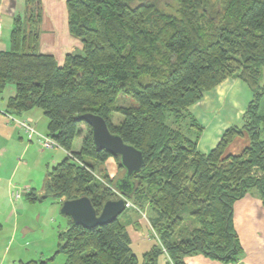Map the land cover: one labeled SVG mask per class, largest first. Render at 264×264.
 Instances as JSON below:
<instances>
[{
  "label": "trees",
  "instance_id": "16d2710c",
  "mask_svg": "<svg viewBox=\"0 0 264 264\" xmlns=\"http://www.w3.org/2000/svg\"><path fill=\"white\" fill-rule=\"evenodd\" d=\"M180 1L178 16L155 19L149 3L67 0L68 27L80 38L83 52L68 53L59 65L53 54L37 51L41 6L28 0L27 21L15 16L10 49H0V92L10 84L17 92L6 113L41 109L47 133L72 154L48 170L44 196L24 193L29 201L52 198L62 205L87 196L99 213L106 201L122 194L116 187L125 173L120 158L97 150L91 127L77 121L78 114L102 116L112 133L144 156L142 169L130 177L131 190L123 194L133 205L129 208L152 212L157 242L139 258L131 246L129 222L120 216L92 229L66 217L57 251L66 255V264H187L185 257L196 253L234 264L243 255L234 203L253 189L264 203V114L259 112L264 0H218L223 9L215 15L204 0ZM227 78L241 79L253 93L245 124L228 128L214 149L202 153L203 127L189 108ZM120 94L137 104L119 105ZM113 112L123 117L118 124ZM81 125L88 129L85 136ZM244 129L251 144L239 155L224 156ZM78 136L82 146L73 151ZM110 157L122 176L100 175L87 161ZM185 221L191 224L186 234ZM2 229L0 222V233Z\"/></svg>",
  "mask_w": 264,
  "mask_h": 264
},
{
  "label": "crops",
  "instance_id": "0c3cea01",
  "mask_svg": "<svg viewBox=\"0 0 264 264\" xmlns=\"http://www.w3.org/2000/svg\"><path fill=\"white\" fill-rule=\"evenodd\" d=\"M27 2L28 0H0L2 28L4 20L13 24L15 16L25 9ZM66 2L67 0H36V4H40L41 8L49 10V18L53 22L48 21L49 24H46L47 21L41 22L39 18L35 24L39 32L38 51L53 54L59 65L64 64L68 53H76L83 48L81 40L70 33ZM1 42L2 36L0 44ZM240 90L243 91V96L240 95ZM16 93L14 85H8L0 92V216L3 217V221L0 220V222L12 226L8 243L17 239L20 231L17 227L19 210L26 209L29 203L35 205L40 203L39 207H44L45 212L49 214L61 208L60 202L52 198L34 203L28 199L25 202L20 200L16 202L12 200L11 192L14 189L27 188L42 197L48 170L67 157V151L64 148L46 150L31 141L28 135L6 116L8 102L10 98L16 96ZM252 99L251 89L239 78H227L213 90L205 92L203 98L189 108L191 114L203 127L198 149L202 153H208L218 145L228 128L232 126L243 128L244 114ZM17 117L30 120L40 132L48 134V119L41 110H30ZM250 144V135L244 129L242 134L236 136L227 146L224 156L239 155ZM81 146L82 141L79 149L72 147V150L79 151ZM103 164H106L105 170L111 178L121 174L113 157ZM48 201H50L49 204H47ZM131 209L133 214L125 218L129 222L127 230L131 237L132 249L141 258L143 253L157 242L156 234L148 218L152 212L149 208L144 211H138L134 207ZM233 211L234 227L243 248L240 261L234 264H264V203L260 193L254 190L249 191L234 203ZM39 214L42 216V213ZM8 251L10 250L7 244L1 257L2 264ZM185 261L187 264H227L200 253L186 256Z\"/></svg>",
  "mask_w": 264,
  "mask_h": 264
},
{
  "label": "rangeland",
  "instance_id": "374dc122",
  "mask_svg": "<svg viewBox=\"0 0 264 264\" xmlns=\"http://www.w3.org/2000/svg\"><path fill=\"white\" fill-rule=\"evenodd\" d=\"M133 2L134 3L144 2L151 4L155 9L154 10L155 19L158 18L160 14L178 16L182 5L180 0H133ZM188 2L191 1L188 0ZM204 5L207 7L209 13L214 15L217 9L218 10L223 9V7H221L218 0H204ZM26 7L22 12L19 13L21 15L20 17H22L23 21L25 22L29 17V13L28 11H26ZM49 16H50L49 10H47L46 8H40L41 22L45 20L44 22L47 21L46 24L48 23V21L53 23L50 20ZM218 18L220 20L221 17L219 16ZM12 28H13V24H11L10 21L6 22V20H4V27L1 30L2 42L0 44L1 47L0 49L3 50L10 49V36H11ZM75 37L80 39L77 36ZM37 51H38V47H37ZM82 52H83V48L78 50L76 53H82ZM261 82L262 84H264V67L262 69ZM240 95L242 96L244 95L242 90H240ZM117 102L119 105H125V106H131L137 104L133 98L124 96L123 94L119 95ZM259 112L264 114V94L262 95L260 100ZM122 120L123 117L120 114L113 112L112 114L113 123L118 124ZM80 131L82 132V135L85 136L88 132L86 125H81ZM81 141H82V137L78 136L75 138L73 142L74 149L76 150L79 149L81 145ZM46 150H50V149H46ZM61 153H63V151ZM87 161L91 165H93L94 171L96 173L103 175L107 172V170H105L104 167L106 166V164H103V162H98L92 159H88ZM123 173L124 171L121 172V176L123 175ZM47 175L48 173L46 174L45 182L43 184L44 193H45V185L47 182ZM253 190L258 191L256 189ZM13 191H16V189H14ZM44 193L42 194L43 196ZM19 200L21 202L28 201L24 193L22 194L21 199ZM49 203L50 201H48L47 204ZM39 204L35 205L29 203L26 209H24L23 211L19 210L20 214L18 218L17 227L20 228V231H19V235L17 236V239L14 242L8 243L12 234V226L9 224H5V222H3L4 228L0 234V264H2L1 257L3 256V252L5 251L7 244L9 245L10 251L6 253L7 257L4 258L3 264H22L32 260H35L40 264L42 262H46L45 264H66V255L62 252L57 253V251L59 244L58 236L61 231H64L66 229L67 219L65 216L60 214L59 208L55 213L49 214L48 212L47 213L45 212L46 209H44V207H39L40 206ZM39 213H42V216H40ZM132 214H133V209L128 207L120 215V217L125 219L126 217L131 216ZM0 220L3 221L2 216H0ZM182 228L184 229V234H186L185 232L188 228L191 230V224L189 223V221H185Z\"/></svg>",
  "mask_w": 264,
  "mask_h": 264
},
{
  "label": "water",
  "instance_id": "95a60500",
  "mask_svg": "<svg viewBox=\"0 0 264 264\" xmlns=\"http://www.w3.org/2000/svg\"><path fill=\"white\" fill-rule=\"evenodd\" d=\"M75 119L91 127L97 150L106 149L112 155L119 157L125 169L124 176L116 182V187L122 194L118 199L106 201L99 213L87 196L63 201L60 208L61 215L70 217L77 225L92 229L118 219L127 209L128 199L123 193L131 190L130 177L142 169L144 156L135 146L126 143L119 134L112 133L102 116L86 112L78 114Z\"/></svg>",
  "mask_w": 264,
  "mask_h": 264
},
{
  "label": "built area",
  "instance_id": "2783aa9c",
  "mask_svg": "<svg viewBox=\"0 0 264 264\" xmlns=\"http://www.w3.org/2000/svg\"><path fill=\"white\" fill-rule=\"evenodd\" d=\"M1 30H2V26L0 23V38H1ZM5 114L7 117H9L10 120H12L14 123H16L17 126L22 131H24L28 135V137L31 141L36 142L43 149L57 150V149L62 148L61 145L59 144V142H57L49 134H45V133L40 132L30 120L20 118V117H17L15 115H12V114H9L6 112H5ZM67 154L72 156V154H70V153H67ZM73 159L75 161H77L75 158H73ZM27 190H28L27 188H23L21 190L16 189V191H12L11 192L12 200L18 201L21 198L22 194L27 192ZM127 205H128V207L133 206L129 200L127 201Z\"/></svg>",
  "mask_w": 264,
  "mask_h": 264
}]
</instances>
